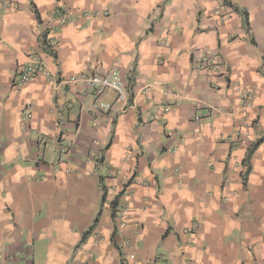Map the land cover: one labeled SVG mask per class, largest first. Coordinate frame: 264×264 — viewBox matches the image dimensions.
<instances>
[{"label":"crops","instance_id":"1","mask_svg":"<svg viewBox=\"0 0 264 264\" xmlns=\"http://www.w3.org/2000/svg\"><path fill=\"white\" fill-rule=\"evenodd\" d=\"M6 1L0 264H264V0ZM31 53L54 81L17 84ZM114 66L125 103L65 83Z\"/></svg>","mask_w":264,"mask_h":264},{"label":"built area","instance_id":"2","mask_svg":"<svg viewBox=\"0 0 264 264\" xmlns=\"http://www.w3.org/2000/svg\"><path fill=\"white\" fill-rule=\"evenodd\" d=\"M10 3V0H7L4 4L6 6ZM60 21L65 22L68 20L67 14L62 10H58ZM163 44V43H161ZM219 53L216 50H207L204 53L196 55L194 59V70L196 71H208L214 69L219 64ZM37 74H43L46 76H52L54 81V76L52 71L48 68L47 64L40 59L36 54L31 53L27 56L26 61L20 68L18 73L17 84H24L30 80L33 76ZM65 83L67 84H78L84 83L89 91L95 95L101 94L106 90H111L117 95L116 100L125 103L126 102V93L124 85L120 79V74L116 66L112 67L107 72H93V73H80L78 75H73L65 78ZM254 98V92L247 89H240L238 94V104L233 111L223 112L224 115H236L238 116L239 129L235 132L236 139L241 137L242 130L248 125L254 123V119L248 115L247 109L251 106L252 100ZM100 107L109 108V104L98 103ZM165 110H169V107H165ZM31 115L29 112L24 113L22 120L30 118ZM199 117H195L198 119ZM177 145L175 144L174 148ZM70 146L60 147V151L64 155H68L70 152ZM55 171L69 173L73 171V167L70 164H67L66 161L56 162ZM113 211L119 219L123 220L126 215V208L122 205H113ZM133 258V255H131ZM133 261V260H132ZM156 260H151L145 264H155ZM131 264H139L134 261Z\"/></svg>","mask_w":264,"mask_h":264},{"label":"trees","instance_id":"3","mask_svg":"<svg viewBox=\"0 0 264 264\" xmlns=\"http://www.w3.org/2000/svg\"><path fill=\"white\" fill-rule=\"evenodd\" d=\"M246 17V16H245Z\"/></svg>","mask_w":264,"mask_h":264}]
</instances>
